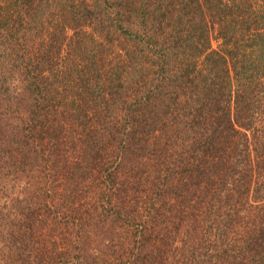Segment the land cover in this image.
I'll return each instance as SVG.
<instances>
[{
    "label": "trees",
    "instance_id": "16d2710c",
    "mask_svg": "<svg viewBox=\"0 0 264 264\" xmlns=\"http://www.w3.org/2000/svg\"><path fill=\"white\" fill-rule=\"evenodd\" d=\"M0 264H264V0H0Z\"/></svg>",
    "mask_w": 264,
    "mask_h": 264
},
{
    "label": "rangeland",
    "instance_id": "374dc122",
    "mask_svg": "<svg viewBox=\"0 0 264 264\" xmlns=\"http://www.w3.org/2000/svg\"><path fill=\"white\" fill-rule=\"evenodd\" d=\"M89 29H90V27H87V30H89ZM73 32H74L73 29L68 30L67 34H66L67 38H70L73 35ZM214 45H216L215 42H214Z\"/></svg>",
    "mask_w": 264,
    "mask_h": 264
}]
</instances>
